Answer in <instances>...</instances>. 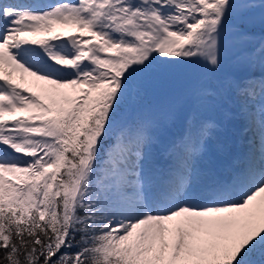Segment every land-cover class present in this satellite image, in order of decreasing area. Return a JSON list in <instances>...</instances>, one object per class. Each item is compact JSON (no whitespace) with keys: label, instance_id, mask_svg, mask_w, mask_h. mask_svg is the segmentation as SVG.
<instances>
[{"label":"snow or ice","instance_id":"snow-or-ice-1","mask_svg":"<svg viewBox=\"0 0 264 264\" xmlns=\"http://www.w3.org/2000/svg\"><path fill=\"white\" fill-rule=\"evenodd\" d=\"M257 11L264 25V0H0V264H264ZM160 57L202 63L215 83L196 98H235L239 111L195 124L154 172L149 127L123 122L122 107ZM237 119L258 145L196 188L212 132Z\"/></svg>","mask_w":264,"mask_h":264},{"label":"rangeland","instance_id":"rangeland-1","mask_svg":"<svg viewBox=\"0 0 264 264\" xmlns=\"http://www.w3.org/2000/svg\"><path fill=\"white\" fill-rule=\"evenodd\" d=\"M20 3L51 5L58 0H19ZM75 2V0H70ZM260 22L259 11L253 17V23ZM252 23V24H253ZM254 34V40L258 44L264 36V25ZM254 46V45H253ZM239 48L231 40L227 41L222 50L223 69L228 72L235 66V60ZM160 57L144 73L140 74L143 88L139 95H130L123 107L122 118L125 123L145 122L152 136L149 147L151 166L155 172L158 169H166L179 155L178 143L194 127L195 124L205 120L222 122L223 111H232L233 101L221 102L218 99H197L196 90L215 83L202 63L190 62L179 64L163 63ZM193 65L196 70V78L189 84L185 83L178 74ZM19 74H16L18 79ZM177 79V81H176ZM31 78H27V86ZM176 81L173 88L172 83ZM233 112V111H232ZM244 123L237 126L233 122L226 130L217 129L212 132L206 151L197 158L196 188L203 189L213 180L226 179L239 165L237 159L241 158L248 150L252 139L259 143V133L255 137L252 132L244 134ZM174 158V159H173ZM214 161L217 164L214 166ZM215 168L221 171L218 174Z\"/></svg>","mask_w":264,"mask_h":264},{"label":"water","instance_id":"water-1","mask_svg":"<svg viewBox=\"0 0 264 264\" xmlns=\"http://www.w3.org/2000/svg\"><path fill=\"white\" fill-rule=\"evenodd\" d=\"M197 70L196 68L191 65L188 69H186L185 71H181L179 74V78L183 79L185 81V83H191L197 76H196ZM176 82V81H175ZM176 83L172 84V87H175Z\"/></svg>","mask_w":264,"mask_h":264},{"label":"bare ground","instance_id":"bare-ground-1","mask_svg":"<svg viewBox=\"0 0 264 264\" xmlns=\"http://www.w3.org/2000/svg\"><path fill=\"white\" fill-rule=\"evenodd\" d=\"M259 39H261V38H259ZM260 41V40H259ZM259 41H258V43H259ZM257 71H258V69H257ZM228 72H231V70H228ZM216 98H211V100H215ZM232 101H233V107H232V111L233 112H238L239 111V102L235 99V98H233V99H231ZM236 124H237V126H239L240 124H242L243 123V121L242 120H239V119H237L236 121H234ZM178 149H179V147H180V143H178ZM174 159V158H173ZM214 166L217 164V161H214ZM215 171H216V173L218 174V172H220L221 170L220 169H218L217 170V168H215ZM196 186H198V183H196L195 184V187Z\"/></svg>","mask_w":264,"mask_h":264},{"label":"trees","instance_id":"trees-1","mask_svg":"<svg viewBox=\"0 0 264 264\" xmlns=\"http://www.w3.org/2000/svg\"><path fill=\"white\" fill-rule=\"evenodd\" d=\"M260 27H261L260 22H258V23L254 22L250 28V31L255 34L256 32H258L259 29H261Z\"/></svg>","mask_w":264,"mask_h":264}]
</instances>
